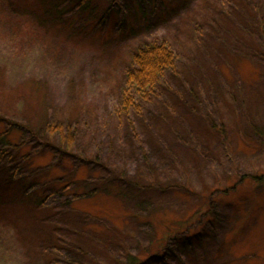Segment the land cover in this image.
<instances>
[{"label": "rangeland", "instance_id": "1", "mask_svg": "<svg viewBox=\"0 0 264 264\" xmlns=\"http://www.w3.org/2000/svg\"><path fill=\"white\" fill-rule=\"evenodd\" d=\"M30 1L11 0L13 12L8 1L0 0V116L17 123L38 121L46 118L40 102L54 108L56 117L73 120L79 114L89 122L81 127L87 140L79 150L90 154L86 170L73 165L77 152L60 163L49 147L40 144L38 151L35 140L20 131L4 139L22 150L13 155L20 159L23 150H31L42 166L59 164L46 173L51 180L77 173L98 183L110 170L153 186L140 196L147 198V212L146 206L135 207L136 190L130 194L115 183L112 193L78 194L80 200L54 196L40 206L19 203V187L0 175V264H109L108 251L91 234L96 218L123 222L129 250L139 253L167 235L158 224L161 208L168 220L198 205L205 210L208 190L235 181L238 185L222 204L230 218L214 240L227 228L237 229L253 211L234 248L238 254L264 252V184L252 178L264 173V65L253 55L260 49L264 53V0L253 1L248 19L239 9L218 12L220 0H94V9L44 27ZM107 2L112 7L101 20ZM162 40L176 54L177 70L166 72L158 97L143 104V114L131 112L132 131L128 118L114 116L124 72L137 46ZM48 137L59 143L55 135ZM56 235L62 241L53 252Z\"/></svg>", "mask_w": 264, "mask_h": 264}, {"label": "trees", "instance_id": "2", "mask_svg": "<svg viewBox=\"0 0 264 264\" xmlns=\"http://www.w3.org/2000/svg\"><path fill=\"white\" fill-rule=\"evenodd\" d=\"M6 1H8V9L16 12L17 10L12 6L11 0ZM253 1L257 3V0H220L219 5L221 7L219 6L220 9H218V12L225 15L227 14L226 10L231 11L233 8L235 10L239 9L238 13L243 14V16L248 19L250 16L249 11L255 10ZM30 2H34L38 8L40 14L39 19L41 21V25H39L42 27L46 25L45 22H57L61 24L69 17L89 9H94L95 7L94 0H31ZM111 7L112 4L107 2V5L104 6L103 15L100 16L101 20H104L105 15L110 11ZM66 14L67 16L64 17ZM93 17L94 16H92V18ZM262 37H264L263 31ZM262 40H264V38H262ZM257 43L258 45L261 44L260 41H257ZM263 54L261 49L255 50V54H253L261 65H264ZM176 70V54L165 41L149 42L137 46L130 54V64L124 72V82L121 86L122 100L114 116L117 118L122 116L128 118V125L131 127L132 131H134L135 127L129 117L131 112H135L138 115L143 114V104L153 103L156 97H158V88L166 72L174 73ZM35 88L41 91V86L38 85L35 86ZM40 104L41 114H46V118H41L38 121H31L25 118V123H17L0 116V157H3V159L0 160V175L6 184L15 183L19 187V189L16 188L19 190L20 194L19 203L35 202L37 205L45 206L46 203H50L48 202V198L54 196H69L70 199L76 197L77 200H80L81 196H78V194L88 195L89 198H93L95 196H100V194L102 195V192H107V190L112 193L110 188L115 183V185L117 184L122 188L129 189L128 193L130 194H132V191L135 192L136 190L134 195L139 199V203L135 204L137 209L146 206L147 198L140 196L143 195V192L149 189L150 186H153L152 183L141 184L133 179L132 181L128 179L125 180L122 178V175H115L110 170H108L105 177L100 178V180H104L103 182L99 181L100 183H95L90 177L77 175V173L64 174L58 178H52L51 180L46 173L56 170V166L59 167V164L42 166V163H37L35 161L36 157L34 154H30L32 153L31 150H23L24 154H22V158L17 159V156H14L13 152H18L19 146L14 144L9 147L6 142L7 140L4 139L11 135L16 136L17 132L26 131L28 138H31L30 141L35 140V147L38 151V148H40L38 145L40 144L43 147H49L47 148L49 153L56 156L60 163L62 161H67V158L71 156L72 152L79 153L80 156L71 159L73 165L75 167L81 165L86 170L84 162H86L87 159L85 157H87L90 152L81 151L79 149H85L81 143L86 141L87 138L84 137V128L81 129V127H83L84 123L89 124L88 119L86 118V120H84L79 118V114L73 120L70 119L73 118V116L65 117L59 114V117H56L55 115H57V113L54 108H48L41 102ZM87 115L88 114H85V116ZM62 123L65 127H63ZM211 125V128L216 126L215 124ZM219 129V131H222V127ZM214 134L217 136L215 130ZM54 135L58 138L59 143L56 142V144L53 140H50V144L48 136ZM76 136L78 137L76 138ZM134 138L137 141L141 139L136 133H134ZM8 143L10 142L8 141ZM140 148L143 150L142 144H140ZM21 151L22 150L19 152ZM5 159L10 161L6 162L7 160ZM31 165L34 167L30 169ZM95 165H98L99 168H105L103 164L101 165L100 163H95ZM99 171L100 169H98V172ZM44 174H46L45 177H42ZM67 176L70 177V179H66ZM252 178L254 181L256 180L257 184H264V173L252 176ZM238 183V181H235L221 190H216L217 188L208 190L205 198L207 205L205 210H202L201 205H198L194 210H191L192 212L190 214L178 217L172 216L169 217L168 220V212L161 208L162 210L159 211L161 216L158 219V224L161 231H165L167 235L165 237L163 236V240L155 243L151 242L147 248H143L139 253H134L129 250V246L125 242L126 236L122 228V226H124L123 222H120V224L105 216H103L101 220L100 218H96L97 223H95L93 227H90L91 234L97 238L99 246L108 251V256L111 258L109 264H264V252H260V249L259 251L254 249L248 253L238 254L234 248L236 238H238L237 235H239L238 233L245 228L250 217H254L253 211H250L247 213V216L243 217V221L241 224L239 223L237 229L234 230L233 227L227 228L222 238L214 240L220 227H226L227 220L230 218L222 205L226 203L224 197L233 193V189L236 188ZM161 185L164 188L165 186H169V184L163 185L162 183ZM176 186L179 187L178 185ZM154 187L160 186L156 185ZM181 187L184 189L187 188L186 186ZM51 202L53 203V200H51ZM145 209L147 212V206ZM148 214L149 213H145L144 217L149 221L147 218ZM133 215L134 214H132V216ZM194 215L195 217L193 219ZM46 219L47 218H43L42 220L46 221ZM212 221L218 225V229L213 227ZM16 224L18 226V222L15 221L14 228L17 227ZM205 226H207V230L209 231H204L202 229V227ZM155 237L156 236L153 235L152 238L154 239ZM57 238L58 235H56L54 242L51 239V242H53L51 245L53 252L58 250V244L62 241ZM168 238L171 239L169 245L167 243ZM66 246L67 244L65 247ZM118 249L120 252H118ZM92 257L93 256H90L87 261Z\"/></svg>", "mask_w": 264, "mask_h": 264}]
</instances>
